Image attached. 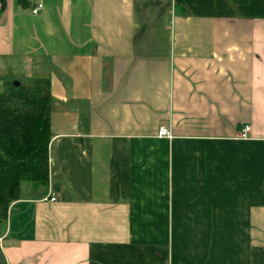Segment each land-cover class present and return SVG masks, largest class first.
I'll return each mask as SVG.
<instances>
[{
  "label": "crops",
  "instance_id": "1",
  "mask_svg": "<svg viewBox=\"0 0 264 264\" xmlns=\"http://www.w3.org/2000/svg\"><path fill=\"white\" fill-rule=\"evenodd\" d=\"M35 75L48 183L6 264H264V0H0V88Z\"/></svg>",
  "mask_w": 264,
  "mask_h": 264
},
{
  "label": "trees",
  "instance_id": "2",
  "mask_svg": "<svg viewBox=\"0 0 264 264\" xmlns=\"http://www.w3.org/2000/svg\"><path fill=\"white\" fill-rule=\"evenodd\" d=\"M50 85L48 77L35 75L30 82L7 79L0 89V223L23 181L47 186ZM0 264H6L2 256Z\"/></svg>",
  "mask_w": 264,
  "mask_h": 264
},
{
  "label": "built area",
  "instance_id": "3",
  "mask_svg": "<svg viewBox=\"0 0 264 264\" xmlns=\"http://www.w3.org/2000/svg\"><path fill=\"white\" fill-rule=\"evenodd\" d=\"M42 6H43L42 2H37V3L31 8L32 13H38L39 10L42 8ZM248 130H249V126H248V125H245V126L243 127V132H242L241 134H242V135H245V132L248 131ZM158 133H159L160 135H170L169 130H168V128H167L165 125H161V126H160V128H159V130H158ZM45 198H46V197H45ZM49 198H50L51 200H53V199H55V196L50 195ZM1 240H2V236H0V247L2 246V245H1Z\"/></svg>",
  "mask_w": 264,
  "mask_h": 264
},
{
  "label": "rangeland",
  "instance_id": "4",
  "mask_svg": "<svg viewBox=\"0 0 264 264\" xmlns=\"http://www.w3.org/2000/svg\"><path fill=\"white\" fill-rule=\"evenodd\" d=\"M21 80H22V78H21ZM26 81V80H25ZM1 89V88H0ZM48 148H49V144H48ZM48 151H49V149H48ZM48 157H49V153H48ZM49 159V158H48ZM22 183H26V181H23ZM28 183H30V182H28ZM31 184V183H30ZM20 195H21V192H20ZM1 249V248H0Z\"/></svg>",
  "mask_w": 264,
  "mask_h": 264
}]
</instances>
